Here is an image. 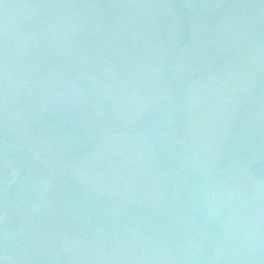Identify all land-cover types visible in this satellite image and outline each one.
<instances>
[{"label":"rangeland","instance_id":"obj_1","mask_svg":"<svg viewBox=\"0 0 264 264\" xmlns=\"http://www.w3.org/2000/svg\"><path fill=\"white\" fill-rule=\"evenodd\" d=\"M61 103L85 129L42 143ZM257 157L264 0H0V264H264Z\"/></svg>","mask_w":264,"mask_h":264},{"label":"trees","instance_id":"obj_2","mask_svg":"<svg viewBox=\"0 0 264 264\" xmlns=\"http://www.w3.org/2000/svg\"><path fill=\"white\" fill-rule=\"evenodd\" d=\"M67 102H69V101H67ZM61 104L63 106L64 105L67 106V108H69V109L67 110L66 108L63 107V109H60L59 112H57V113L55 112L56 115L54 114L55 118H53V120H51L52 122H50V124H48V125L40 124L41 129H38L37 124H36V130H41L42 132H45V134L43 135L42 143L44 141H46L45 137L50 138L51 136L57 137L59 139L62 137H66L68 139H73L72 133H74V132L77 133L80 131L83 132L85 129L84 127L79 128L80 126L75 125V122L82 123V122H85V120L87 121V117L83 116V114L81 115L79 113L80 109L74 104H71V106L69 105V103H61ZM150 119H151L150 115L143 116L142 119L136 120V122L134 123L135 124L134 126L137 125V127H134V128H130L128 125L123 124L118 120H115V119L113 120L112 117H110V119L108 118V121H109V124L111 125V127H113L114 129L116 128V129H120L122 131H127V132L132 131L134 133H136V132L146 133L147 130L149 129L148 130V133H149L148 136L154 143H156L154 140L153 134L150 133V127L148 126ZM146 122H148V123H146ZM39 123H41V122H39ZM145 124H146V126H145ZM147 126H148V128H146ZM145 129H146V131H145ZM77 141L79 142V139H77ZM53 143H56V142H53ZM48 145H49V143H48ZM72 145H73V143H72ZM93 145H94V141L92 139L91 140L89 139L87 148H90ZM54 148H55V152H57L56 155L58 153H60L61 148H59L57 144H54ZM73 154H72V156H73ZM189 188L190 187H187L186 190H188ZM104 224H106V223L104 222ZM155 224L159 225L156 222H155ZM107 225H109V224H107Z\"/></svg>","mask_w":264,"mask_h":264},{"label":"flooded vegetation","instance_id":"obj_3","mask_svg":"<svg viewBox=\"0 0 264 264\" xmlns=\"http://www.w3.org/2000/svg\"><path fill=\"white\" fill-rule=\"evenodd\" d=\"M238 149V147H236V150ZM239 150H242V148H240ZM244 153V152H243ZM31 156V155H30ZM29 156V157H30ZM14 158V156H13ZM260 157H257L255 160H257ZM255 160H253L250 165L252 163L255 162ZM250 165H248L247 167H245V169H242V173L240 174V172L238 171V173L236 174V178H237V183L239 184H245V183H250L249 185H251V183L253 182H260V183H264V178H259L257 175H254L253 173L250 172L249 168ZM264 170V169H263ZM1 181V179H0ZM231 182V181H230ZM230 182H228V184H230ZM225 183V182H224ZM225 183V185H228ZM7 186V185H5ZM2 184L0 183V199H1V192H2ZM226 188V187H225ZM2 213V208L0 209V214ZM203 225H206L207 227L210 228V232L214 233L215 228H216V224L214 222V219H205L204 221H201ZM13 225L16 227L15 222H12ZM12 224H9L3 220L0 221V227L2 228V231L4 230L5 227H11Z\"/></svg>","mask_w":264,"mask_h":264},{"label":"water","instance_id":"obj_4","mask_svg":"<svg viewBox=\"0 0 264 264\" xmlns=\"http://www.w3.org/2000/svg\"><path fill=\"white\" fill-rule=\"evenodd\" d=\"M167 82L170 83L172 85V100L174 101V110L177 112V114L179 113L177 111V100H175V87H174V83L173 80L171 79H167ZM180 124L177 127V132L179 130ZM178 141H180V137H179V132H178ZM264 167V161L259 159L257 160L254 164L251 165L250 167V171L253 172L255 175H257L258 177L264 178V171H262V168Z\"/></svg>","mask_w":264,"mask_h":264}]
</instances>
